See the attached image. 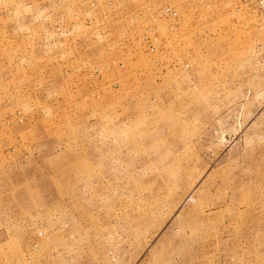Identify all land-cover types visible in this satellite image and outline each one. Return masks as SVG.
I'll use <instances>...</instances> for the list:
<instances>
[{"label":"rangeland","instance_id":"rangeland-1","mask_svg":"<svg viewBox=\"0 0 264 264\" xmlns=\"http://www.w3.org/2000/svg\"><path fill=\"white\" fill-rule=\"evenodd\" d=\"M0 264H264V11L0 0Z\"/></svg>","mask_w":264,"mask_h":264},{"label":"built area","instance_id":"built-area-1","mask_svg":"<svg viewBox=\"0 0 264 264\" xmlns=\"http://www.w3.org/2000/svg\"><path fill=\"white\" fill-rule=\"evenodd\" d=\"M243 3H252L258 10L264 11V0H242ZM161 13L163 15H177L175 10H172L170 6L165 5L161 8Z\"/></svg>","mask_w":264,"mask_h":264},{"label":"crops","instance_id":"crops-1","mask_svg":"<svg viewBox=\"0 0 264 264\" xmlns=\"http://www.w3.org/2000/svg\"><path fill=\"white\" fill-rule=\"evenodd\" d=\"M245 5H249L250 7H253V4L252 3H244ZM131 16L130 17H123L122 19H123V21L125 20V22H126V24L127 25H129V21H131ZM178 19V18H177ZM180 20V19H179ZM179 20H172V23L170 24V26L168 27V28H170V27H173L175 24H177L178 22H180ZM171 21V20H170ZM118 22H119V20H117L116 21V24H117V28H118ZM174 28V27H173ZM119 30V29H118ZM168 56H170L171 57V55H168ZM167 57V56H166ZM132 64H135L136 62L135 61H137V59H132Z\"/></svg>","mask_w":264,"mask_h":264}]
</instances>
